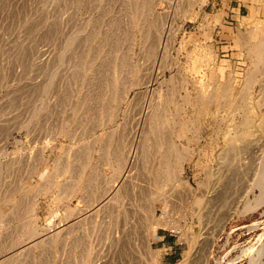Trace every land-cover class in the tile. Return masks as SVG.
Listing matches in <instances>:
<instances>
[{
    "label": "rangeland",
    "instance_id": "obj_1",
    "mask_svg": "<svg viewBox=\"0 0 264 264\" xmlns=\"http://www.w3.org/2000/svg\"><path fill=\"white\" fill-rule=\"evenodd\" d=\"M263 172L264 0H0V264H250Z\"/></svg>",
    "mask_w": 264,
    "mask_h": 264
},
{
    "label": "bare ground",
    "instance_id": "obj_2",
    "mask_svg": "<svg viewBox=\"0 0 264 264\" xmlns=\"http://www.w3.org/2000/svg\"><path fill=\"white\" fill-rule=\"evenodd\" d=\"M254 75V74H253ZM251 78V77H250ZM255 78V76L253 77V79ZM252 81V79H251ZM264 177V172L261 174V178L257 181L256 184H258V186H263L264 185V180L262 179ZM190 188H192L190 186ZM192 191V190H191ZM264 201V200H263ZM178 231V230H176ZM253 253V252H252ZM264 253V248H261L259 251H257L255 254H249V258H250V264H260L258 258ZM248 256V255H247Z\"/></svg>",
    "mask_w": 264,
    "mask_h": 264
}]
</instances>
